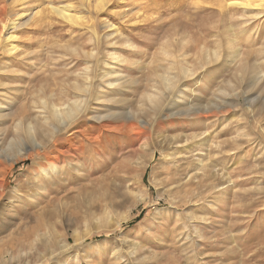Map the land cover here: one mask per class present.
Masks as SVG:
<instances>
[{
  "label": "rangeland",
  "instance_id": "1",
  "mask_svg": "<svg viewBox=\"0 0 264 264\" xmlns=\"http://www.w3.org/2000/svg\"><path fill=\"white\" fill-rule=\"evenodd\" d=\"M230 1L105 0L102 7L96 0H0V36L26 8L38 14L15 31L19 50L14 55L6 54L8 45L0 39V101L4 96L15 102L13 111L0 117L1 182L8 175L0 200L3 253L10 250L11 234L22 235L25 249L34 240L26 237L43 229L29 221L41 194L37 175L42 167L29 160L12 169L6 160H11L7 150L14 138L26 136L17 124L37 117V96L55 94L57 104L75 99L74 84L86 85L89 71L91 102L79 125L91 131L98 161L87 164L79 185L52 197L57 201L55 234L61 239L68 230L80 239L87 235L81 245L67 237L71 252L62 262L264 264V0H238L251 2L245 8L230 7ZM51 6L71 9L79 20L68 22ZM112 68L124 76L123 87L107 104L117 119L102 114L100 121H90L91 110L104 112L105 104L97 105L95 96L104 87L102 75ZM165 75L174 76L177 86L164 93L163 107L195 96L197 107L211 110L205 115L208 124L197 114L153 123L154 117L142 138L123 127L131 123L123 119L129 112L140 119L150 114L145 95L162 90ZM217 104L223 109H214ZM176 124L209 131L213 162L224 173L216 190L204 192L189 207L161 196L169 167L161 155L145 173L134 164L159 136L178 134ZM141 198L145 203H137ZM18 201L22 205L14 204ZM129 213L133 217L120 225Z\"/></svg>",
  "mask_w": 264,
  "mask_h": 264
},
{
  "label": "bare ground",
  "instance_id": "2",
  "mask_svg": "<svg viewBox=\"0 0 264 264\" xmlns=\"http://www.w3.org/2000/svg\"><path fill=\"white\" fill-rule=\"evenodd\" d=\"M85 1L88 3L91 2V0ZM96 1V6H104L103 3L105 0ZM228 5L230 7L245 8L250 6L251 2L246 1L243 3L238 0H232L228 2ZM228 5L226 7H228ZM50 9L53 13L60 15L63 19L73 24H76L79 20L77 14L72 13L71 9L67 7L57 8L51 6ZM35 11L36 8H26L24 13L18 19L10 22L7 27H4L7 34L5 33L6 35L0 36V39L8 45V48L5 50L8 56L14 55L19 50L17 45L14 44V41L17 38L15 31L25 27L29 21L31 22V20L38 15ZM1 49L2 47L0 46V50ZM238 53L239 52L236 53V57L238 56ZM164 55L165 57L169 56L167 54ZM108 71L109 72L105 75L103 74L101 77L104 87H102L95 96L97 105L105 104L103 105L104 112H100L97 109L91 110L89 112H92L90 121H100V119H103L102 114H105L106 117H109L110 119H117V115L112 112L113 110H111L107 104L112 103L113 92L121 90L123 87L124 84L122 83V80L124 79V76H116L115 74L118 73L113 68ZM163 79L162 90H157L154 93H147L145 95L146 97L144 102H148L150 104V114L146 116V118L140 119L138 114L129 112L123 120L127 123L131 121V123L128 126L127 124L123 125V127L134 130L136 133H140L139 136L143 138L147 132L146 126L154 117L153 123L163 121V119L180 120V118H188L190 115L197 114L199 115V122L208 124L209 117L205 115H209V111L211 110L206 107L201 110L197 107L195 104V96H181L179 98L180 100L171 108L167 109L163 107L164 102L167 100V95L164 93H173L177 86L174 76L169 77L167 75L166 77L165 75ZM89 80V71H87L86 85H84V83L82 84L77 82V80V83L75 82L76 84H74V90L76 92L74 95L75 99H68L66 102L61 104H57L54 101L53 96L55 94L49 97L46 95L37 96L36 98L35 96L36 99L34 103L36 106L35 108L38 110L36 115L37 117L34 118L32 122L30 120L28 125H25L23 121L17 124V131L24 129L25 131L23 132L26 133V136H22L20 133L14 138L13 143L9 145L7 150L11 160L7 158L6 160L12 163L10 166L12 169H14L15 163L29 160L32 161V166L40 165L42 167L37 175L39 176L38 182L40 184L39 190L41 194H38L36 200L37 202L31 206L33 214L29 215V221L31 223L37 222L35 223L37 225L43 224L41 227L43 229L38 228L37 231L35 230V232H33L34 235L32 233L31 236L26 237L28 238V241L29 238L33 237L34 240L31 242V245L27 244L29 246L25 249L24 247L26 245L24 246L22 243V245H20L22 235L19 233L11 234V242L6 245L10 250H7L6 253H3L4 250H0V264H46L48 261L56 264H68L66 260L65 262H62V260L65 259L66 254H70L71 252L70 249L72 243L69 239H67V237H73L75 245H81L83 241L82 239L87 236L85 235L80 239V236L70 235L71 233H68L69 230L67 235L64 234L65 236H62V239L59 238L61 236L60 234V236L55 234L57 217L53 216V208L55 207L54 204L57 201H54L52 197L54 194L58 197L64 196V194L70 192L74 186L79 185L86 176L85 172L88 170L87 164L92 163L94 159L98 161L97 158H94V156L97 155V150L93 148L95 142L91 131L89 129H83L82 126L79 125L80 121L86 118L85 112L91 102L89 99ZM4 85L5 84H2V86ZM3 88H6V85L5 87H2V89ZM186 99L189 101H185ZM14 104V100L12 101L11 99L2 96V101H0V117H5L8 115L7 113L13 111ZM215 108H217L216 110H221L223 109V106L217 104V107H214V109ZM175 126H177L175 127L176 129L178 128L180 130L178 134L159 136L156 142L149 145L150 150L148 153L143 155L141 154L138 159L134 161V164L138 167V171H140V173H145L149 166L153 165L152 163L157 160V155H161V163L169 164V167L165 171L167 177L164 181V190L162 191L161 196L167 195V197H170L173 201H177L176 199L178 198L180 199L179 201L184 204L182 207H185L193 204L195 199H199L200 202L204 192H212L213 190H216L218 186L217 182L222 180L221 178L224 176V173L222 172V168L219 169L217 163L213 162L212 151L214 144L212 146L209 139H207L208 136L210 137L211 135L207 133L209 131L205 130L204 126H197L191 129L181 128L182 125L179 126V124H176ZM139 147L143 148V145L141 146L140 144ZM87 149H90V153H86ZM87 154L88 156H86ZM43 162L45 163L44 165ZM12 169L10 172H12ZM155 170L156 168L154 171ZM7 176L2 182L0 180V200L3 198L4 189L6 187V179L8 178ZM113 193L115 192L113 191ZM104 200L106 201V199ZM138 202L141 204L145 203V199L141 198L137 201V203ZM14 204L22 205V202L18 201ZM130 214L131 213L126 214L127 216L121 218L119 222L120 225L122 222H127L131 217H133ZM194 220H198V218L195 217ZM41 221L42 223H40ZM112 227L115 228L114 226ZM3 239H1V241ZM58 239L61 240L58 241ZM127 244L130 246L136 245L134 242Z\"/></svg>",
  "mask_w": 264,
  "mask_h": 264
}]
</instances>
